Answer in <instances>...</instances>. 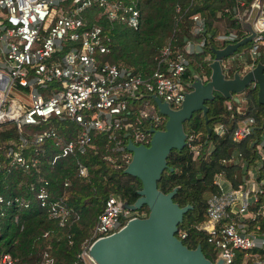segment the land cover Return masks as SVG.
Here are the masks:
<instances>
[{"label":"built area","instance_id":"built-area-1","mask_svg":"<svg viewBox=\"0 0 264 264\" xmlns=\"http://www.w3.org/2000/svg\"><path fill=\"white\" fill-rule=\"evenodd\" d=\"M62 1L0 0V122L12 121L21 131L24 125L48 122L50 117L71 121L75 125L74 133L61 141L51 161L56 156L82 152L91 131L107 132L114 140L112 148L118 151L110 161L115 167H123L130 156L124 148L126 138L133 143L146 144L150 135L148 128H160L163 122L150 94L172 108L180 104L189 80L181 77L189 59L187 53L192 51L193 44L201 45L202 41L185 40L182 49L165 43L159 50L156 66L143 77L99 59V54L107 47L96 19L103 16L107 21L135 27L138 11L133 0H70L66 6ZM234 1L242 6L246 0ZM94 4L98 10L87 23L80 12ZM243 11L242 19H250L253 31L244 53L253 59L259 52L264 55V0H248ZM190 19L191 31H198L203 18L195 12ZM214 38L219 46L237 39L233 31L219 32ZM241 52L233 56L241 58ZM227 58L220 59L224 73L232 63V59ZM252 64L245 63L241 69ZM11 82L28 87L27 106L7 94ZM234 110L240 115L235 119L230 138L240 140L251 131L253 118L244 115L239 105ZM210 129L221 133L224 127L219 122ZM118 133H122V139L117 137ZM31 137L35 142L44 137H50L54 144L59 142L50 125L33 131ZM8 143L11 145L6 147L4 155L9 164L22 170L34 164L35 157H25L20 152L25 144L23 136ZM187 144L193 154L196 153V144L190 141ZM261 159L264 161L263 155ZM226 160L235 165L243 163L239 151ZM260 165L261 161L246 169L245 175L233 186L222 170L212 175L215 190L206 196L204 215L194 227L204 234L213 260L220 258L219 264H264V229L252 222L257 214L264 218V201H258L264 189V167ZM85 172L84 165L77 163L76 174L84 175ZM39 180L42 184L34 191L37 204L45 206L48 216L55 218L58 225L69 224L75 214L60 199L47 201L45 180ZM13 200L23 204L18 197ZM131 215H139V212L120 207L116 197L107 195L74 257L64 264H93L87 252L91 240L115 230ZM175 235L180 238L184 232L177 231ZM65 236L69 238L68 233ZM15 263L16 257L6 251L0 252V264ZM24 264H55L49 243L41 248L36 261Z\"/></svg>","mask_w":264,"mask_h":264},{"label":"trees","instance_id":"trees-1","mask_svg":"<svg viewBox=\"0 0 264 264\" xmlns=\"http://www.w3.org/2000/svg\"><path fill=\"white\" fill-rule=\"evenodd\" d=\"M133 1L138 11V23L135 27L123 22L107 21L103 16L96 19L107 47L105 52L99 54V59L127 68L143 77L156 66L159 50L165 43L182 49L185 40H201V50L192 49L187 53V65L190 63L194 72L203 69L205 79L208 73L206 62L211 57L208 46L220 45L214 38L215 34L233 31L238 39L246 33L237 15L244 10L248 0L242 6H237L234 0ZM62 2L66 6L70 0ZM97 10L98 7L94 4L80 13L88 23ZM195 12L203 18V25L198 31L192 32L190 15ZM248 42L243 44V48L241 45L227 55L243 51L241 58L232 59L226 70L227 74L240 69L245 63L257 60L264 62L261 52L253 59L244 53ZM181 77L189 79L190 70L184 67ZM7 94L17 97L24 106L28 105L27 86L11 82ZM203 103L206 106V124L211 127L220 122L224 127L223 131L215 133L210 129L207 135L200 110L192 111L182 121L185 142L180 149L172 148L168 151L165 156L166 167L161 171L156 186L163 192L175 186L172 200L178 205L190 204V208L183 212L177 223L176 232H184L180 237L183 244L194 247L199 243L204 256L213 260L214 255L210 253L204 234L196 230L194 224L204 215L206 196L215 190V185L211 182L215 172L222 170L233 186L245 175L246 169L256 165L260 156L256 154L255 145L260 140V134L264 136V129L260 126L264 119V105L256 101L255 85L247 86L237 100L225 98L214 91L212 98ZM236 105L241 107L244 115L253 118L251 131L240 140L230 138L235 119L240 115L234 110ZM46 125L55 130L58 144H54L50 137H44L38 142L32 140L31 133ZM161 126L160 123L159 127ZM74 130L75 125L71 121L56 120L53 117L48 122L24 125L21 131L12 121L0 122V252L6 251L16 257L15 264L36 261L45 243H49L55 264L68 263L78 250L80 241L88 234L107 195L128 203L137 196L139 180L123 172L122 166L115 167L110 161L111 158L115 159L118 151L112 148L114 140L107 132L91 131L89 142L82 152L56 156L51 161V157L58 153L61 141L71 137ZM18 136L25 138L20 152L25 157L36 158L34 164L26 170L9 164L4 155L6 147L11 145L9 140L16 141ZM117 137L122 139V133H118ZM253 139L256 141L250 145ZM188 141L196 144V153L193 154ZM261 146L264 148V144ZM235 151L240 152L243 160L241 165L226 160ZM260 161L262 168L264 161ZM77 163L84 165V175L76 174ZM39 178L45 180L47 201L60 199L75 214L74 220L69 224L58 225L55 218L48 216L45 206L37 204L34 191L42 184ZM63 181L66 184L63 185ZM263 194L264 189L258 196L259 202L264 201ZM14 197L22 199L23 204L14 201ZM252 222H257L264 229V218L260 214ZM66 233L69 238L65 236Z\"/></svg>","mask_w":264,"mask_h":264},{"label":"water","instance_id":"water-1","mask_svg":"<svg viewBox=\"0 0 264 264\" xmlns=\"http://www.w3.org/2000/svg\"><path fill=\"white\" fill-rule=\"evenodd\" d=\"M243 14L244 11L238 17L246 33L222 46H208L211 57L206 62V78L202 79L198 73H192L177 107L172 108L166 101L150 94L157 112L164 116L162 126L148 128L150 135L146 144L133 143L126 138L124 148L130 152V156L122 171L135 176L139 180V187L132 202L117 199L120 207L132 210L145 207L146 212L143 215H131L115 230L92 239L87 252L93 264L220 263V258L212 261L205 257L199 243L194 247H187L175 235L177 223L183 212L190 208V204L178 205L172 200L175 186L163 192L157 188L156 181L166 167L165 156L168 151L172 148L178 150L183 146L185 132L182 121L192 111L200 110L208 135L210 127L206 124V106L203 101L212 98L214 91L225 98L237 100L236 93L249 85H255L256 101L264 105V62L257 60L245 69H241L242 65L231 74L224 73L220 65L222 57L230 55L253 36L250 19H242ZM193 50L201 48L195 43ZM260 126L264 129V119ZM255 141L253 139L250 145Z\"/></svg>","mask_w":264,"mask_h":264},{"label":"rangeland","instance_id":"rangeland-1","mask_svg":"<svg viewBox=\"0 0 264 264\" xmlns=\"http://www.w3.org/2000/svg\"><path fill=\"white\" fill-rule=\"evenodd\" d=\"M239 15V14H238ZM217 41V40H216ZM217 42H219V41H217ZM244 46L242 45V47L241 48H243ZM190 53V52H189ZM206 58H208V55H206L205 56ZM228 58L227 59H234L235 58V56H233V55H231V56H227ZM233 61V60H232ZM186 66H188L187 68L190 70V77L189 78H191L192 77V75L193 74H197V75H200V77L203 79V77H204V75H203V69H200L198 72H194L192 69H191V65H190V63L187 65L186 64ZM186 66H185V68H186ZM207 67V66H206ZM193 71V74H191V72ZM187 89V88H186ZM19 93V90H18V92H17V94ZM241 93H242V91L241 92H239V93H236V97H240V95H241ZM162 119H164L163 118V115H162ZM264 136H263V134H260V136H259V141L256 143V145H255V148H256V154H258V156H262L263 155V157H264V148L261 146L262 144H264V143H262V144H260V141L262 142L263 140H262V138H263ZM258 162H260V157H259V159L256 161V164L258 163ZM146 208L145 207H142L140 210H138V208L137 209H135L136 210V212H139V215H143V214H145V212H146V210H145ZM92 226V225H91ZM90 226V227H91ZM90 227H89V229H90ZM89 229H88V231H89Z\"/></svg>","mask_w":264,"mask_h":264},{"label":"flooded vegetation","instance_id":"flooded-vegetation-1","mask_svg":"<svg viewBox=\"0 0 264 264\" xmlns=\"http://www.w3.org/2000/svg\"><path fill=\"white\" fill-rule=\"evenodd\" d=\"M186 66V65H185ZM188 66H186V68H187ZM193 73V71L191 72V74Z\"/></svg>","mask_w":264,"mask_h":264},{"label":"crops","instance_id":"crops-1","mask_svg":"<svg viewBox=\"0 0 264 264\" xmlns=\"http://www.w3.org/2000/svg\"><path fill=\"white\" fill-rule=\"evenodd\" d=\"M262 139H264V137Z\"/></svg>","mask_w":264,"mask_h":264}]
</instances>
